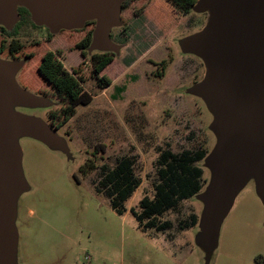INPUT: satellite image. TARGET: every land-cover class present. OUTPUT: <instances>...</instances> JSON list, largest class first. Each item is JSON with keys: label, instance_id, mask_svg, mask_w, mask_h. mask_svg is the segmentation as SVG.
<instances>
[{"label": "rangeland", "instance_id": "374dc122", "mask_svg": "<svg viewBox=\"0 0 264 264\" xmlns=\"http://www.w3.org/2000/svg\"><path fill=\"white\" fill-rule=\"evenodd\" d=\"M159 2L128 1L121 26L111 33L119 51L99 75L92 58L106 52L88 49L85 57L78 48L96 25L51 38L47 29L30 24L14 38L0 30L1 59L12 58V40L23 47L16 55L25 62L17 83L49 101L38 107L13 106L15 112L50 124L52 113L66 107L65 98L38 72L48 52L58 53L66 70L82 77L85 93L75 116L57 130L63 148L29 136L17 139L26 190L17 201L13 264H264V205L254 178L237 194L210 251L199 224L190 227L192 217L200 218L204 209L199 195L159 217L160 223L170 224L164 232L140 228L132 214L141 212L145 197L155 198L162 151H207V158L217 143L210 129L215 116L191 92L205 78V65L182 49L185 39L202 32L209 14L191 9L168 20L157 14L152 15L155 20L140 16ZM103 79L111 85L103 88ZM124 158L134 160L142 184L120 216L101 181L103 167L112 170ZM206 158L199 163L207 181L202 193L212 175Z\"/></svg>", "mask_w": 264, "mask_h": 264}, {"label": "water", "instance_id": "95a60500", "mask_svg": "<svg viewBox=\"0 0 264 264\" xmlns=\"http://www.w3.org/2000/svg\"><path fill=\"white\" fill-rule=\"evenodd\" d=\"M126 1L0 0V26L12 31L20 21L19 8L52 35L95 22L89 51L116 54L120 47L111 41V33L121 26ZM193 10L209 14L202 32L185 39L182 49L205 65V78L191 92L215 116L210 129L217 143L205 160L212 175L199 194L204 209L198 224L210 251L237 194L251 178L264 205V0H198ZM24 64L0 58V264L14 263L17 201L26 190L17 139L29 136L63 148L56 128L12 108L49 105L47 98L17 83Z\"/></svg>", "mask_w": 264, "mask_h": 264}, {"label": "trees", "instance_id": "16d2710c", "mask_svg": "<svg viewBox=\"0 0 264 264\" xmlns=\"http://www.w3.org/2000/svg\"><path fill=\"white\" fill-rule=\"evenodd\" d=\"M129 1V0H128ZM126 1L122 5L125 8ZM158 1V0H157ZM197 0H160L159 3H153L144 10L140 16L147 20H155L153 14H157L163 20L173 18L174 15L189 12L193 9ZM20 21L12 31L6 30L0 26L1 32L9 37L14 38L19 35L23 26L30 24L35 29L37 27L31 20V15L25 8H19ZM95 25V22H88L86 26ZM46 29V28H44ZM49 38L52 34L47 29ZM93 31H90L86 38L79 44L78 48L87 57V51L91 47ZM22 45L17 40H12L9 47V57L15 58L22 50ZM0 48V54L2 53ZM56 52H48L43 58L38 68L39 74L51 86L58 96L65 98L67 105L60 113H52L50 124L57 130L65 126L72 117L75 116L77 108L81 105L85 93L81 84V78L77 77L66 70L64 64L59 59ZM115 54L110 52L95 54L92 58L94 64V73L99 75L104 69L113 62ZM33 57H27L32 59ZM101 86L106 88L111 85L109 80L103 79ZM207 156V151H198L195 153L184 152L180 155L173 154L170 150L161 152L157 161L159 183L156 186V195L154 199L145 197L141 203V212L137 213L132 210V214L139 223L140 228L144 230L155 229L158 232H164L170 228L169 223H160L159 217L171 210H177L183 201H188L200 193L207 181L204 179V171L199 166ZM134 160L124 158L118 162L117 166L110 170L103 167L105 173L101 185L105 188V194L110 199L112 209L120 216L126 214L125 203L134 195L142 184L141 179L136 177L134 172ZM199 223V217L193 216L190 227H195Z\"/></svg>", "mask_w": 264, "mask_h": 264}, {"label": "flooded vegetation", "instance_id": "af4514ba", "mask_svg": "<svg viewBox=\"0 0 264 264\" xmlns=\"http://www.w3.org/2000/svg\"><path fill=\"white\" fill-rule=\"evenodd\" d=\"M129 1H131V0H129ZM110 55H113V54L110 53ZM9 59H10V58H9ZM26 60H27V57H26ZM10 61H18V58H17V57H15V58H11Z\"/></svg>", "mask_w": 264, "mask_h": 264}]
</instances>
